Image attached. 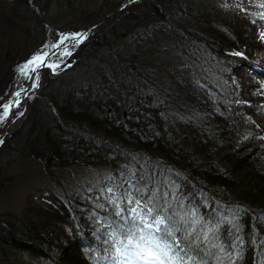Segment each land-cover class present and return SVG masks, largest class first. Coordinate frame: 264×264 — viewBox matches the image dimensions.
<instances>
[{
	"label": "trees",
	"instance_id": "obj_1",
	"mask_svg": "<svg viewBox=\"0 0 264 264\" xmlns=\"http://www.w3.org/2000/svg\"><path fill=\"white\" fill-rule=\"evenodd\" d=\"M222 1L0 0V104L34 56L67 40L58 52L73 57L40 71L28 113L0 140V195L12 153L37 162L47 187L0 211L1 258L124 264L116 249L134 227L131 193L179 229L156 235L184 261L264 264V141L251 119L264 96L248 80L264 59V11ZM80 169L99 190L80 194Z\"/></svg>",
	"mask_w": 264,
	"mask_h": 264
},
{
	"label": "rangeland",
	"instance_id": "obj_2",
	"mask_svg": "<svg viewBox=\"0 0 264 264\" xmlns=\"http://www.w3.org/2000/svg\"><path fill=\"white\" fill-rule=\"evenodd\" d=\"M222 2L227 3V4H232L236 2L246 3V4H250L252 8H256V9H260L261 11H264V5L254 0H223ZM229 9L230 11L234 13H238L237 15H240L242 11L241 8L239 7H229ZM262 14H263L262 18H264V13ZM86 32L87 30L82 32L81 35L84 36ZM262 32L264 34V28H262ZM78 42H81V41L79 40ZM79 45L80 43L77 45V48L74 51H71L70 53H74L78 49ZM68 54H69L68 51L57 52L54 57L50 58L47 61V65H52L51 68H55V69L65 66L70 61V59L73 58L70 56L67 57ZM257 64L258 66H256L255 68L249 69L248 75L250 76V79L248 80L254 85L253 90L256 92L255 93L256 96H264V59L258 58ZM34 78H36L35 80H37L38 82L40 81L39 74H37ZM34 78H33V85H34L33 88L37 86V84H34ZM26 86H27V80H24V79L18 80L17 84L11 89V92H9L10 95L8 94L9 95L8 99L2 104H0V116H3L4 114L3 105L7 104L8 100L13 98L18 91L25 89ZM28 98L26 99V103H25L23 110L8 123L3 137L15 131L17 127L19 126V124L21 123L22 118L25 117V115L28 113L29 111V104H28L29 99ZM5 119L6 117L3 120H0V133L2 130V122H4ZM251 119L257 124L262 126L261 134L260 136H258L257 141H264V113H258L256 115H252ZM2 138H0V140ZM12 154H10V156L13 157L14 161L11 160V162L9 163L10 165L9 170L4 173L6 176H10L11 179L9 181L8 188L0 195V211L2 212L12 211L16 213L19 210L23 209V202H25V196L26 194H28V191L32 189L30 194L34 196L36 200H41L40 197L43 194L41 193V191H44L47 187L44 185L41 186L42 184V179L40 177L41 172H40V167L37 162L31 161V162L26 163V162L19 160L17 156H12ZM7 158L9 157L6 156V159ZM79 174L82 176L83 182H85L83 192L82 190L78 188V190L82 192L80 193L81 195L85 192V190L91 191L94 189H97V190L100 189L99 187L100 183L98 179H96V176L93 174V172L87 169H80ZM31 176L36 178L35 188L34 187L31 188L32 186H34V184H32L30 181H29L30 185H28V179H30ZM40 188H43V189H40ZM47 193L51 199L55 197V193H53V191L49 190L47 191ZM126 260H127V257L121 258V261H123L124 264ZM0 264H9V263L7 259L5 261L0 256Z\"/></svg>",
	"mask_w": 264,
	"mask_h": 264
},
{
	"label": "snow or ice",
	"instance_id": "obj_3",
	"mask_svg": "<svg viewBox=\"0 0 264 264\" xmlns=\"http://www.w3.org/2000/svg\"><path fill=\"white\" fill-rule=\"evenodd\" d=\"M63 39H68V37H64ZM63 43V40L61 41ZM36 55L30 61H28L20 71L25 75L28 74L29 65H35L39 67L42 65L45 56ZM237 55H240L237 53ZM52 67V65H48ZM35 71V67L32 69ZM17 97L20 96V92L15 94ZM12 106L11 103L3 105L4 114L0 116V120H3L5 117L9 115V109ZM109 192L112 189H108ZM139 193L142 191L141 189H136ZM125 199L129 205H135V207L129 208V216L133 220L134 227L128 229L126 236V243H123V249H116V254L120 258L127 257L125 264H140V262H144V264H191L192 258L189 257L188 261H184L182 257L178 255V252L174 254V249L172 245L162 244L157 239V233L160 232L161 226H164V230L168 232L170 235L173 234L174 231L179 229L170 227L168 224V218L162 215H153L155 205L149 207V202L141 204L140 200H136L135 197L131 195V193H127L125 195ZM124 212V209H120L117 215H120ZM146 217H153L152 222L149 223ZM128 217H125L127 219ZM183 219V218H181ZM225 222V218H221L218 223ZM137 223L141 226H136ZM187 223V221H185ZM193 223H198V221H193ZM186 233L194 232L195 228L185 229ZM209 232H215V229H209ZM197 240H203L207 242L209 240V236L205 233L202 237H196ZM179 242H176L178 245ZM213 247L219 248L220 251H223V247L219 245H213ZM218 264H223V261L220 260Z\"/></svg>",
	"mask_w": 264,
	"mask_h": 264
},
{
	"label": "water",
	"instance_id": "obj_4",
	"mask_svg": "<svg viewBox=\"0 0 264 264\" xmlns=\"http://www.w3.org/2000/svg\"><path fill=\"white\" fill-rule=\"evenodd\" d=\"M73 40V39H72ZM76 40V39H74ZM67 41H64L62 44L56 46L55 48H53L46 56L45 59L42 63L41 66L36 67L35 66V71H30L27 75H25V78H27L28 80V84L26 86L25 89L20 90L18 92H20V96L17 97L16 95L11 98L10 100H8V103H11L12 106L9 109V115L6 117V119L4 120V122H2V130L0 133V138L3 137V135L5 134L6 128L8 123L14 118L16 117L24 108L25 103H26V99L28 98V96L32 93V89H33V78L40 73V71L45 68L47 65V61L54 57L56 55V53L62 49L64 46H66Z\"/></svg>",
	"mask_w": 264,
	"mask_h": 264
},
{
	"label": "bare ground",
	"instance_id": "obj_5",
	"mask_svg": "<svg viewBox=\"0 0 264 264\" xmlns=\"http://www.w3.org/2000/svg\"><path fill=\"white\" fill-rule=\"evenodd\" d=\"M201 3V2H200ZM197 4H199V3H197ZM202 4H204V3H201V4H199V5H202ZM209 6V5H208ZM212 7V6H211ZM206 8H208V7H206ZM205 8V9H206ZM209 8H210V6H209ZM204 11V10H203ZM206 11V10H205ZM209 11H211V10H209ZM207 13V12H206ZM205 13V14H206ZM210 15V14H209ZM211 16V15H210ZM157 20V19H156ZM192 23V22H191ZM186 25V24H185ZM188 25H190L189 23H188ZM194 25V24H193ZM192 25V26H193ZM195 25H197V24H195ZM205 25V24H204ZM195 27V26H194ZM239 28V27H238ZM197 29V28H196ZM195 29V30H196ZM199 29V28H198ZM197 31H199V32H201L200 30H197ZM195 33V32H194ZM200 34V33H199ZM159 47V46H158ZM155 48V47H154ZM204 69V68H203ZM34 86V85H33ZM34 89V88H33ZM157 169V168H156ZM160 172V171H159ZM1 173V172H0ZM14 173V172H13ZM154 173V172H153ZM1 175V174H0ZM12 175H14V174H12ZM2 176V175H1ZM12 177V176H11ZM3 178V177H2ZM5 179H6V177H5ZM11 179V178H10ZM0 180H2V179H0ZM7 183V182H6ZM11 183V182H10ZM9 184V183H8ZM6 185V184H5ZM8 188V187H7ZM44 203H45V201H44ZM45 205H47L46 203H45ZM55 207V206H54ZM47 208H48V206H47ZM52 208V207H51ZM54 209V208H53ZM53 209H50V210H53ZM107 264H116L114 261L112 262L111 260H108L107 262H106Z\"/></svg>",
	"mask_w": 264,
	"mask_h": 264
}]
</instances>
